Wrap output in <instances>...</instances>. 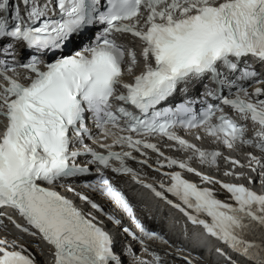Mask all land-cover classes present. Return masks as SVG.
<instances>
[{
  "label": "snow or ice",
  "instance_id": "snow-or-ice-1",
  "mask_svg": "<svg viewBox=\"0 0 264 264\" xmlns=\"http://www.w3.org/2000/svg\"><path fill=\"white\" fill-rule=\"evenodd\" d=\"M205 77L212 86L205 85L204 96L218 103L205 100L198 113L191 99L158 107ZM179 130L203 133L196 140L210 137L229 151L248 149L246 163L198 146ZM157 138L182 156L166 155ZM220 159L264 180V0H0V208L23 221L8 217L20 233L10 238L0 220V264H39L25 237L46 244L52 264H124L118 235L133 264H200L138 219L117 186L122 176L249 264H264V194L199 170ZM129 162L170 183L146 182ZM185 173L220 184L232 203Z\"/></svg>",
  "mask_w": 264,
  "mask_h": 264
},
{
  "label": "bare ground",
  "instance_id": "bare-ground-1",
  "mask_svg": "<svg viewBox=\"0 0 264 264\" xmlns=\"http://www.w3.org/2000/svg\"><path fill=\"white\" fill-rule=\"evenodd\" d=\"M249 173H251V172H249ZM9 237L12 238L13 236L9 235ZM28 245L29 244H26V246H28ZM205 246H207V245H205ZM207 249H212V248L207 247ZM29 250L31 252H33V254L36 256V259L39 261L40 264H44L42 257H44L46 255V250H42L41 252L37 251V248L32 244H30ZM215 260H217V256L211 252L210 253V261H215ZM210 261H209V263L206 262V264H215V263H210ZM237 262H239L240 264H249V262H247L245 259H244V261H241L240 259H235L234 263H237ZM230 263H232V262H230Z\"/></svg>",
  "mask_w": 264,
  "mask_h": 264
}]
</instances>
